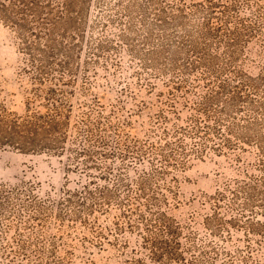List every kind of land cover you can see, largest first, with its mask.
I'll return each instance as SVG.
<instances>
[{
    "label": "rangeland",
    "instance_id": "374dc122",
    "mask_svg": "<svg viewBox=\"0 0 264 264\" xmlns=\"http://www.w3.org/2000/svg\"><path fill=\"white\" fill-rule=\"evenodd\" d=\"M223 4L234 6L222 13ZM75 6L54 31L64 46L55 61L65 66L42 84L20 35L0 17V102L18 114L28 101L46 111L34 88L61 86L70 108L63 152L0 147V264L148 262L145 238L158 233L177 238L187 264H221L231 256L234 264L264 262V228L257 224L264 223V107L256 101L264 99V81L246 89L254 96L248 106L223 115V125L235 122L230 144L211 132L202 146L186 133L187 153L162 169L152 145L165 139V129L189 124L192 114L206 116L196 103L220 81L264 73V0ZM82 147L86 153L76 156ZM87 183L112 190L66 200L75 189L85 194ZM245 199L250 204L242 209Z\"/></svg>",
    "mask_w": 264,
    "mask_h": 264
},
{
    "label": "trees",
    "instance_id": "16d2710c",
    "mask_svg": "<svg viewBox=\"0 0 264 264\" xmlns=\"http://www.w3.org/2000/svg\"><path fill=\"white\" fill-rule=\"evenodd\" d=\"M76 1L58 0V3L55 4L54 0H0V17L20 35L22 48L32 58L29 68L33 71L35 80L41 84L45 82V76L48 77V74L56 69L55 67L65 66L63 61L58 63L55 61L64 46L58 44L54 31L58 23L74 10ZM232 6L234 5L223 4L220 6L221 12H228ZM219 30L220 28L216 31ZM208 31H212V28ZM33 35L39 41L43 40L44 43L40 44L38 40L31 39ZM237 76L238 80L234 83L227 80L220 81L216 88H211V91L205 92L201 99L197 101V110L205 113L206 116L192 114L189 116V124L178 126L173 131L164 130L165 139L158 145L152 144L155 145L154 157L162 160L161 166L156 167V169H162L171 160L172 156H177L178 153H187L184 150L183 143L186 133L198 136L202 146H206L207 141L213 139L210 135L211 132L216 133L225 143L230 144L231 138L228 134L234 131L235 122L232 121V124L223 125V115L231 108L248 106L254 101V96L251 94L252 91L246 92V89L250 87L251 90L258 89L257 84L264 81V73L257 76L238 73ZM58 80L60 81V78ZM56 83L60 84V82ZM34 90L36 98L43 96L47 105L46 111H41L32 106V101H28L26 112L18 114L9 111L0 102V147H11L25 152H63L66 149L67 127L69 124L68 112L70 111L66 99V90L61 86H49L46 90L39 86ZM256 101L264 107V99L260 98ZM212 117L213 121H210ZM245 120L247 123L252 122L249 118ZM168 134L171 136L167 137ZM258 139L262 138L258 137ZM220 145L221 143L217 146ZM86 150V147L77 148L76 156L86 153ZM102 173L104 176L106 172ZM145 178H147L146 175ZM90 181L96 183L94 178ZM90 183L84 184L85 194L82 190L75 189L71 191L66 200L72 201L73 196L77 195L81 196V200L85 202L87 196L97 195L96 193L105 194L112 190L108 184H96L91 187ZM239 192L238 188L233 189V193L237 198L240 195ZM224 195L223 191H219V197H224ZM249 202L248 199L241 201L242 209L249 205ZM250 218L249 216L247 219ZM257 222L264 228V223ZM167 227L165 225L166 231H170ZM145 240L146 246L150 247V255L153 261L144 262L143 259L139 258L131 264H167L172 259H178L181 264H187L182 253L178 250L180 242L174 236L169 237L158 233V236H154V238L146 236ZM250 248V243L246 244L247 258L252 257ZM198 260V258H195L193 264H201ZM224 263L234 264L232 256L221 264ZM257 263L264 264L261 261Z\"/></svg>",
    "mask_w": 264,
    "mask_h": 264
}]
</instances>
